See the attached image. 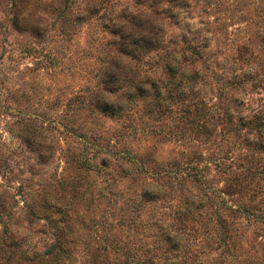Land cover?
Returning <instances> with one entry per match:
<instances>
[{"label": "rangeland", "instance_id": "obj_1", "mask_svg": "<svg viewBox=\"0 0 264 264\" xmlns=\"http://www.w3.org/2000/svg\"><path fill=\"white\" fill-rule=\"evenodd\" d=\"M254 115L264 0H0V264H264Z\"/></svg>", "mask_w": 264, "mask_h": 264}, {"label": "trees", "instance_id": "obj_2", "mask_svg": "<svg viewBox=\"0 0 264 264\" xmlns=\"http://www.w3.org/2000/svg\"><path fill=\"white\" fill-rule=\"evenodd\" d=\"M109 21L112 22V19H109ZM155 26L151 27L154 29ZM157 30H159V28H157ZM153 30H150V32H152ZM150 40H147V42H149ZM112 102H109V103H106V109H112ZM115 110V109H114ZM244 119V118H242ZM249 120V121H247ZM246 120V123H249V124H256L258 126H263L264 124H261V122H259V117L254 115L252 116L251 118L249 117V119ZM87 161H91V159H89V157L86 158ZM136 162V161H134ZM196 179L198 182L202 183L204 180L198 176V173H197V176H196ZM244 209V208H243ZM241 211L243 212H246L247 210H242L240 209ZM239 210V211H240ZM215 223H217L220 227V229L222 230H225L226 229V224H225V220L220 217L219 215L215 217ZM211 218H208V222H211ZM225 238H223L224 240ZM173 243L172 241L170 242V244ZM174 244V243H173ZM184 250V249H183ZM151 252V250H145L144 253L142 252H139V250H131L129 249V253H128V258H127V262H124L123 264H167L169 263L167 261V263H165L164 261L161 262L159 259H156L155 256H152L150 255L149 253ZM191 252H185L182 256L183 259L189 257ZM149 254V256H148ZM181 254H182V250L179 252V253H176L175 256H173L175 259H178L179 257H181ZM173 264V263H171ZM174 264H178V263H174Z\"/></svg>", "mask_w": 264, "mask_h": 264}]
</instances>
